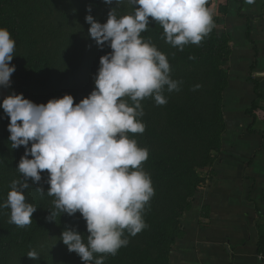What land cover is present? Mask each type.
Returning <instances> with one entry per match:
<instances>
[{
	"label": "trees",
	"instance_id": "obj_1",
	"mask_svg": "<svg viewBox=\"0 0 264 264\" xmlns=\"http://www.w3.org/2000/svg\"><path fill=\"white\" fill-rule=\"evenodd\" d=\"M210 0L208 7L210 8ZM91 6L92 11H87ZM114 8L117 18L134 15L135 5L128 0L116 6L103 0H0V28H6L15 40L11 87L17 95L36 104L72 95L79 103L94 90V76L100 67V58L112 50H101L89 35L90 25L85 17L91 14L101 24ZM213 28L199 45L188 44L183 51L166 42L161 25L151 21L142 38L164 53L170 64V78L178 83V91L163 95L166 104L157 105L154 97L140 101L144 115L138 117L145 125L142 134L128 133L140 148L147 149L148 159L143 170L150 176L154 195L143 212L146 227L137 235L125 232L129 240L115 256L94 254L104 258V264H170L172 247L181 233L180 220L193 205L199 188L205 180L200 171L215 160L218 150L215 131L223 125V92L225 76L220 62L225 58L222 44L226 38ZM251 26L246 36L253 47L252 71L261 58L258 45L251 39ZM194 57V59H190ZM255 94L260 98L259 83L250 78ZM199 85V87H197ZM4 89V88H3ZM4 98L0 97V104ZM127 102L134 106L130 98ZM254 100L246 114L256 120ZM10 119L0 107V203L7 201L13 181L23 182L18 171L24 146L13 149L9 141ZM31 147V145H29ZM31 158V157H29ZM42 180L24 191L26 203L37 208L32 223L19 227L10 222V216L0 217V264H83L81 258L68 251L60 237L67 228L76 229L87 242L86 222L80 215L68 216L54 207L55 197L48 196V173ZM43 187L41 194L37 188ZM5 207H0L1 210ZM49 212H57L49 221ZM2 216V215H1ZM30 251L38 259L27 257ZM259 253L264 261V235L260 233Z\"/></svg>",
	"mask_w": 264,
	"mask_h": 264
},
{
	"label": "clouds",
	"instance_id": "obj_2",
	"mask_svg": "<svg viewBox=\"0 0 264 264\" xmlns=\"http://www.w3.org/2000/svg\"><path fill=\"white\" fill-rule=\"evenodd\" d=\"M103 2L118 6L124 0ZM128 2L135 5L134 15L117 18L112 8L106 23L97 22L91 14L85 17L97 46L112 50L100 58L95 88L88 97L74 103L72 95H65L36 104L13 92L0 104L10 119L11 147L25 148L17 168L23 182H12L0 207L10 208L11 223L30 225L37 208L26 203L23 193L30 180L38 184L46 171L47 195L55 197V209L68 216L80 213L86 222L87 242L85 235L72 228L60 237L83 264H91L94 254L115 256L129 244L125 232L135 236L146 227L143 212L154 195L151 178L142 168L148 151L128 133L145 131L138 119L144 115L140 101L154 97L157 105L166 104L165 87L178 91L179 82L170 78L166 55L141 33L154 21L162 26L166 42L183 51L185 45H199L214 26L208 0ZM87 11L91 13V6ZM15 47L10 32L0 28V88L11 87ZM124 98H130L134 106ZM37 191L45 193L43 187ZM49 213L47 219L54 221L57 212ZM27 257L36 260L38 254L30 251ZM94 264H104L103 256Z\"/></svg>",
	"mask_w": 264,
	"mask_h": 264
},
{
	"label": "crops",
	"instance_id": "obj_3",
	"mask_svg": "<svg viewBox=\"0 0 264 264\" xmlns=\"http://www.w3.org/2000/svg\"><path fill=\"white\" fill-rule=\"evenodd\" d=\"M251 4L249 0L246 6ZM233 32L249 42L239 27ZM251 52L250 67L252 45ZM246 96L237 94L236 109ZM246 111L231 119L233 136L224 139L215 161L200 171L205 182L180 220L170 264H264L259 253L260 233L264 235V136L256 120L255 130H248L253 120Z\"/></svg>",
	"mask_w": 264,
	"mask_h": 264
},
{
	"label": "rangeland",
	"instance_id": "obj_4",
	"mask_svg": "<svg viewBox=\"0 0 264 264\" xmlns=\"http://www.w3.org/2000/svg\"><path fill=\"white\" fill-rule=\"evenodd\" d=\"M248 1L210 0V9L213 16L217 19L216 32L226 38V42L222 44L225 58L220 62V68L226 78L223 92V125L214 133V140L218 147L215 153L216 158L223 147L224 139L233 136V133H231V119L236 118L238 114L242 115L245 110L250 109L252 107V99L258 102V107L254 113L259 125L258 129L264 136V0H251L252 4L248 6L251 10L246 6ZM241 6L242 10L240 11ZM247 24L251 26V39L259 45L262 55V60L259 61L257 67L252 71L249 70L250 66H248L253 60L251 44L246 41L243 34L242 38H239L233 32L239 27L245 33ZM235 42H237L236 45ZM242 44H244L243 47ZM250 78L258 81L260 98L255 94V86L250 81ZM12 93V89L0 88L1 98H6ZM238 93L247 94V96L244 102H239V106L236 109L234 101ZM250 118L253 120L251 116ZM248 130L252 132L255 129L252 127ZM9 216V209L1 210L0 217L2 219L6 220Z\"/></svg>",
	"mask_w": 264,
	"mask_h": 264
},
{
	"label": "built area",
	"instance_id": "obj_5",
	"mask_svg": "<svg viewBox=\"0 0 264 264\" xmlns=\"http://www.w3.org/2000/svg\"><path fill=\"white\" fill-rule=\"evenodd\" d=\"M263 259V258H262Z\"/></svg>",
	"mask_w": 264,
	"mask_h": 264
}]
</instances>
